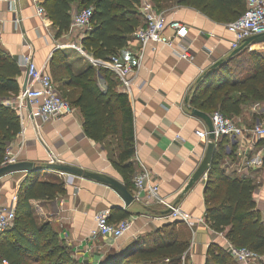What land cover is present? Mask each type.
Returning a JSON list of instances; mask_svg holds the SVG:
<instances>
[{"label":"crops","instance_id":"1","mask_svg":"<svg viewBox=\"0 0 264 264\" xmlns=\"http://www.w3.org/2000/svg\"><path fill=\"white\" fill-rule=\"evenodd\" d=\"M43 2L41 0V4ZM44 9V14L39 16L33 0H0V46L18 62L22 55L30 54L37 66H45L55 85L61 87L59 89L71 102L77 90L67 87L60 77L65 74L64 64L74 73L92 65L73 46L82 47L81 40L87 34L85 30L70 27L59 33ZM75 10L76 3L73 4L72 13ZM167 16L187 24L185 42L190 48L191 59L180 58L175 49L162 45L155 48L147 45L140 57V46L132 35L117 54L136 69L131 94L127 96L133 112L134 160L142 162L150 170L152 178L160 185L162 196H167L191 216L195 224L189 226L183 223L181 226H186L192 237L188 247L189 264H198L205 258L209 244L223 237L205 222L198 221L206 209L202 182H197L185 195L180 196L184 184L199 164L208 140L196 134V131L207 130V127L203 120L191 115L190 105L186 104L185 98L205 69L216 60L229 57L232 35L227 31L226 23L194 8L182 6L168 12ZM253 52L259 55H252ZM237 54L229 63L231 74L228 75L233 79L252 71L255 61L259 59L264 64V43L248 44ZM25 75L22 69L18 79L20 89ZM115 80L114 89L122 92L118 80ZM231 118L242 127L264 125V101L242 104L240 112L231 114ZM21 122L25 127L24 145L18 147L19 134L10 144L14 153L19 152L18 161L36 164L56 161L108 174L123 181L122 175L112 166V161L117 158L115 139L108 136L103 141L95 142L85 136L78 108L72 106L70 113L45 123L33 118L25 108ZM217 141L215 151L221 148L219 167L228 176L251 179L256 186L254 198L259 195L262 202V207L257 208L264 212V136L253 139L251 134H245L236 140L224 136ZM256 156L260 162L252 164L251 160ZM26 175L27 172L16 171L0 177V204L12 202ZM38 179L64 183L65 192L55 199L32 200L31 203L39 220L49 223L59 239L72 248L75 258L81 262H94L96 257L101 256L102 248L103 251L110 248L104 247V243L110 239L89 237L95 224L94 215L100 210H107L110 218L112 208L130 213L128 219L132 221L131 227L118 239L122 246L167 223V219L161 217L165 211L161 206L134 201L125 207L122 199L101 183L54 170L40 171ZM95 249L99 250L95 252Z\"/></svg>","mask_w":264,"mask_h":264},{"label":"trees","instance_id":"2","mask_svg":"<svg viewBox=\"0 0 264 264\" xmlns=\"http://www.w3.org/2000/svg\"><path fill=\"white\" fill-rule=\"evenodd\" d=\"M162 10L164 0H154ZM189 6L209 17L228 23L245 10V0H165ZM77 10L92 8L91 28L82 38V48L93 58L107 59L126 45L132 33L143 24L139 0H44L43 7L59 33L69 30L73 4ZM82 6V7H81ZM81 7V8H80ZM252 55L258 56L255 52ZM236 53L213 69H205L193 84L188 95L191 107L211 114L219 111L231 117L241 105L264 101V64L255 61L252 71L239 79L231 78L229 63ZM60 77L64 84L76 91L70 102L64 91L60 95L69 105L78 108L82 116L85 136L100 142L108 136L115 139L117 158L112 166L122 175L123 183L132 191L136 166L133 112L125 93L116 91L114 74L105 67L87 65L74 73L67 64ZM22 68L0 46V166L5 150L21 130L20 116L10 102L20 91ZM233 75V74H232ZM217 77V80L213 81ZM100 79L105 83L102 89ZM12 99V101H10ZM224 136L218 138L222 139ZM216 145L218 141L216 140ZM219 151L206 174L204 221L216 233L236 247H245L263 256L264 212L257 208L255 184L249 178L228 176L219 167ZM39 171L29 172L21 181L16 194L15 217L12 224L0 232V264H181L190 239L180 230L184 222L173 220L160 226L150 236H139L125 245L112 246L94 262H81L73 250L59 239L49 223L39 220L32 200L50 201L65 192L62 181L38 179ZM130 213L112 208L110 221L128 218ZM185 224V223H184ZM186 227V226H185ZM187 228V227H186ZM187 230V229H186ZM142 237V238H141ZM146 237V238H145ZM205 264H233L232 257L215 243L207 249ZM233 262H232V261Z\"/></svg>","mask_w":264,"mask_h":264},{"label":"built area","instance_id":"3","mask_svg":"<svg viewBox=\"0 0 264 264\" xmlns=\"http://www.w3.org/2000/svg\"><path fill=\"white\" fill-rule=\"evenodd\" d=\"M142 1V2H141ZM36 12L39 16L44 14V7L41 0H33ZM143 24L139 26L133 33L132 37L140 46L139 56L143 54V50L147 45L167 46L175 49L178 57L183 59H191L190 48L185 42L188 34V27L183 21L169 18L164 11H158L150 6L148 0H140L139 7ZM92 16V8L84 7L75 10L71 16L70 28H79L85 30L86 34L91 28L90 19ZM1 19V13H0ZM227 31L232 35L230 41V49L238 48L243 41L252 35L264 32V0H245L244 12L235 20L226 24ZM78 51L83 53L89 62L94 66L108 68L114 77L118 80L123 93L130 97L131 85L136 69L127 61L122 60L118 54L110 55L107 59H97L86 55L82 47L73 45ZM19 66L26 73L25 89H20L15 96L12 106L16 109L20 116L21 130L19 135L21 139L18 147L24 145L23 135L25 127L22 126L23 112L28 108L29 114L40 121V123L49 122L61 118V116L71 112V106L61 95L51 76L47 73L45 66H37L32 60L30 54H24L19 60ZM99 85L105 88V83L100 79ZM216 140L222 136H227L232 140L243 137L245 134H251L252 138L264 136V125L256 124L253 127H242L236 123L231 117L223 115L219 111L209 114ZM199 137L206 138L207 130L196 131ZM19 152L14 153L11 145L5 150L4 160L1 165H6L18 161ZM135 155V154H134ZM136 173L133 177L132 195L134 201L149 206H161L163 215L161 217L168 221L178 220L192 226L191 216L182 210L175 203H172L167 196L160 194V185L152 178L150 170L139 161L134 160ZM258 156L251 160L252 164L259 163ZM248 164V162H247ZM16 195L12 198L10 204H0V232L8 228L15 217ZM109 212L100 210L94 215V227L89 233L91 239L104 237L111 240H118L126 232L129 231L132 221L128 218L121 219L117 222L110 221ZM197 221V220H196ZM198 221L204 223V216ZM195 224V223H194ZM223 237L224 249L236 261L242 264H249L253 260H258L262 256L257 252L245 247H236L230 243L222 233H218ZM6 264V263H5Z\"/></svg>","mask_w":264,"mask_h":264},{"label":"water","instance_id":"4","mask_svg":"<svg viewBox=\"0 0 264 264\" xmlns=\"http://www.w3.org/2000/svg\"><path fill=\"white\" fill-rule=\"evenodd\" d=\"M255 43H264V32L247 37L238 48L231 51L228 59L233 55H235L236 53H238L244 46ZM225 60L224 59L216 60L212 65L209 66V69H213L218 65H221ZM26 80L27 77L25 75L24 81L21 86L22 90L25 89ZM185 102L186 104H189L188 97L185 98ZM189 109L192 116L200 118L205 122L208 131V136H207L208 140L206 142V146L203 155L199 161V164L197 165L195 170L192 172V174L189 176L186 183L184 184L180 192V196L185 195L197 182H202L203 184L205 183L206 174L212 164L215 148H216V137L213 131V126L209 114L195 107L189 106ZM42 170H54L67 175L78 176L84 179L101 183L111 188L122 199L125 207L130 206L134 202V197L132 195V192L125 186L122 180H119L108 174L88 171L78 166H73L56 161L36 164L35 162L32 161L22 160V161L12 162L6 165H1L0 177L5 174L16 171H24L29 173L34 171L40 172Z\"/></svg>","mask_w":264,"mask_h":264},{"label":"rangeland","instance_id":"5","mask_svg":"<svg viewBox=\"0 0 264 264\" xmlns=\"http://www.w3.org/2000/svg\"><path fill=\"white\" fill-rule=\"evenodd\" d=\"M142 2V1H141ZM148 2H149V4H150V6L151 7H153L154 9H156L157 10V7H156V2L154 1V0H148ZM82 7V6H81ZM80 7V8H81ZM138 7H140V0H139V6ZM180 7H182L181 5H179V4H177V3H174V2H168V4H167V2L164 0V7L162 8V10H159L158 9V11H164V13L167 15L168 14V12H170L171 10H177V9H179ZM184 7V6H183ZM185 7H189V6H185ZM190 8H192V7H190ZM83 31V30H82ZM94 66V65H93ZM96 67V66H95ZM54 82V81H53ZM55 84V83H54ZM57 87V86H56ZM59 88H61L60 86L59 87H57V89L59 90ZM10 101H12V99H10ZM220 150H219V155L221 154V148H219ZM260 196L258 195V196H255V200H256V203H257V206L258 207H262V202L260 201ZM180 228V230L181 231H185V233H186V236H187V238H189L190 239V237H191V234L186 230V228L184 227V226H180L179 227ZM153 232H151V234H152ZM143 236H145V235H143ZM147 236H150V233L149 234H146V237ZM145 237V238H146ZM136 238H138V237H136ZM142 238V237H141ZM134 240V239H133ZM222 240V241H221ZM221 240H219L218 242H216L215 244H217V245H219V247H221V248H225L223 245H224V241H223V238H221ZM190 241H192V237H191V240ZM190 241H189V244H190ZM115 243H117V244H115ZM101 244V243H100ZM105 245H104V247H107V246H109V247H112L111 246V244L113 245V244H115L114 246H120V242H119V240H108V241H106L105 243H104ZM119 244V245H118ZM125 244V243H124ZM122 245V244H121ZM109 247H107V248H109ZM99 249H95V252L96 251H98ZM225 250V249H224ZM188 251H189V248L186 250V252L184 253V255L182 256V258H181V264H189V257H188ZM226 251V250H225ZM105 252H107L106 250L105 251H103V248H102V251H100V253H105ZM227 252V251H226ZM99 253V254H100ZM98 255V254H97ZM75 256V255H74ZM207 255H205V258H202L201 260H200V262L198 263V264H205L206 263V260H207ZM233 259V258H232ZM234 260V259H233ZM232 261V260H231ZM235 261V263L233 262V264H242V263H239L238 261H236V260H234ZM168 262L167 261H160V262H158V263H156V264H167ZM249 264H263V256L261 257V258H259L258 260H253V261H251Z\"/></svg>","mask_w":264,"mask_h":264}]
</instances>
